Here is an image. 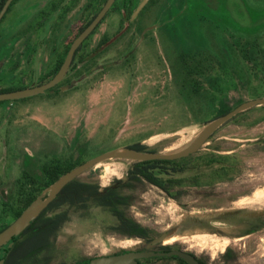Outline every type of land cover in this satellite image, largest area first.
Listing matches in <instances>:
<instances>
[{"label": "rangeland", "instance_id": "374dc122", "mask_svg": "<svg viewBox=\"0 0 264 264\" xmlns=\"http://www.w3.org/2000/svg\"><path fill=\"white\" fill-rule=\"evenodd\" d=\"M179 2L160 0L146 9L139 28L138 23L133 24L97 60L99 65L120 62L72 80L76 87L53 95L43 92L0 101V172L14 177L33 163L65 159L72 153L86 159L136 142L165 152L184 148L206 120L203 121L201 111H194L180 99L171 69L172 58L180 48L210 51V45L215 44L213 55L220 56L222 52L231 55L234 75L214 62L200 77L205 87L209 86V76L217 77L221 84L219 91L227 95L229 105L260 95L264 89L263 75L247 59H237V62L229 36L242 34L251 39L257 34L264 47V23L261 22L264 0H220L216 4L221 10L218 13L198 7L199 2L193 0H181L180 5ZM243 6L253 22L248 27L241 13ZM117 18L108 16L92 36L88 49L105 32L107 23ZM12 22L13 30L20 27L18 17ZM147 24L151 30L141 37L140 27ZM241 27H244L242 31ZM39 37L47 39L48 33L32 29L16 43L6 62V72L24 75L25 83L35 80L31 77L38 73L40 60L46 56L44 48L35 52ZM0 85L10 83L1 80ZM207 90L211 94L216 88ZM199 104L205 103L198 98L196 105ZM263 137L264 108L252 107L219 127L201 145L202 151L215 148L217 152L236 155L237 165L228 180L211 186L189 187L180 202L154 185H138L130 192L129 214L149 227L151 235L171 231L165 244L188 247L205 256L211 264H264V223L257 222L264 216V143L259 141ZM94 166L79 177L104 188L116 179L125 180L132 161L109 159ZM105 166L110 172L103 174ZM62 211L66 212L67 219L54 235L50 264L68 263L80 256L134 250L141 245L139 240L111 232L105 225L112 218L98 208L64 204L53 213ZM222 213H231L244 221H227L230 229L224 233L201 219L207 216L223 220ZM228 248L236 260L227 261L221 256L220 249Z\"/></svg>", "mask_w": 264, "mask_h": 264}, {"label": "flooded vegetation", "instance_id": "af4514ba", "mask_svg": "<svg viewBox=\"0 0 264 264\" xmlns=\"http://www.w3.org/2000/svg\"><path fill=\"white\" fill-rule=\"evenodd\" d=\"M106 1L107 0H14L13 4L11 6L9 5L10 7H8L9 10L7 9L8 12L6 14V17L4 18V20L2 21V23L0 25V49L4 50V54H2L1 59H0V80L8 81L11 79H22L24 85L34 84L46 72H48L50 69H53V67L56 63H58L60 60H61L60 61L61 63L63 62L71 42L91 22V20L95 17V15L103 7V5L105 4ZM141 1L142 0H138L137 2H136V0H113L111 5L109 6V8L106 10L104 16L95 25V27L93 28L91 33L75 49V52L72 56V59H71L70 65H69V68L67 69L62 80L60 82H58L54 87H52L51 89L47 90L44 93H47L48 95H53V94L59 92V90L66 91L70 88H74L76 86L72 85L69 88L62 89L63 86L72 83V80L80 79L83 76H87V75H90L92 73H95L96 70H98V72H99L106 67H109L111 65L119 63L120 61H115V62L112 61L109 63H105L103 65H99L97 60H98V57L100 55H103L104 50H106L107 47H109L111 44L117 42L121 37H123L124 34L128 31V29L133 24L138 23L137 27L139 28V26H140L139 21L144 16V14H143L144 11L146 9H148L150 6L157 4L160 0H148L145 3V5L140 9V11L136 14V16L132 17L133 12L135 11L136 7L138 6V4ZM193 1L199 2L198 7H200V5H201L202 7L210 9L211 11L215 10V12H217V13H218V11L221 12V10H218L219 7L216 6L217 1H220V0H193ZM180 2H181V0H180ZM180 2H179V5L181 4ZM194 5H197V4H194ZM181 7H184V5H182ZM242 9L244 11L241 10V13H243V15L245 16V19H246V22H244L245 23L244 25H245V27L246 26L248 27V26L252 25L253 22L251 23V18L249 17L250 14H249L248 10L244 6L242 7ZM111 15L112 16L116 15L118 17L117 20L116 21H110L109 23H107L105 32H103L99 36V38L96 39L92 43L91 47L88 49L89 41L91 40L94 33H96L98 31V29L104 23V21L108 18V16H111ZM220 15L223 16L224 14L221 13ZM15 17L16 18L18 17V22H19L18 25L20 27L13 30L11 27V23H14L12 21L14 20ZM4 22H5V24L3 25ZM261 22L264 23V14H262ZM1 26H2V29H1ZM150 26L151 25H149V24H147L145 26L141 25L140 30H139L141 37L145 36L146 35L145 33H147L149 30H151ZM243 28L244 27H241L240 30L242 31ZM32 29L36 30L37 33H40V32L41 33L42 32L48 33L47 39H43V37H39L38 40L36 41V44H35V49H36L35 52H37V49H39V48H44V49H46V51H45L46 56L44 57L43 60H40V66H39L38 73L36 75H32V77H31V78H35V80L31 81L29 83H25L24 82V80H25L24 75H19L17 73H12V72H6L5 65H6V62L9 60L10 54H11V52H13V50L16 46V43L19 40H21L22 38H24V36L27 33H29ZM104 38H105V40H104ZM254 38L256 39V42L261 46V44H260L261 36L255 34L252 36L251 39H254ZM229 39L231 40V50L234 51L235 58L237 60L239 58V56H238V54H236L237 52H235V48H234L235 44H238V45L244 44L245 45L247 37L246 38L242 37V34H239V35L234 34V35H230ZM129 42L131 43V40ZM214 45L215 44L210 45L212 47L210 49V51L207 49L185 50L182 48H180V49L177 48L178 50L176 51V54L172 58L171 65L173 64L176 56L180 52H201V51L204 52L205 51V52H208V54H209L208 56L212 58V60L210 61V64L215 62L214 64H216L218 66H222L221 64H219L217 62V60H216L217 56L212 54V49L214 48ZM261 47H263V45ZM222 54L226 55L225 52H222ZM225 57H227V59H228V64H226V65L224 64L222 66V68H224L225 70L227 69L229 71V73L234 75L235 70H234V67L232 66L231 55L230 56L226 55ZM239 60H237V62H239ZM61 63H60V65H61ZM210 64H209V68H210ZM60 65H59V67H60ZM212 66L213 65L211 64V67ZM209 68L205 69V73L208 72ZM245 68H246V64H245ZM171 69H172V67H171ZM4 70H5V72H4ZM257 70L259 71V68ZM172 72H173V70H172ZM259 72L261 73V71H259ZM204 74H201V76H203ZM261 75H262V73H261ZM211 78L217 79V77H215L213 75L209 76L207 79V81H209V86L205 87L203 85L206 89H214L215 88V83H214V81L212 82L210 80ZM217 81H218V79H217ZM39 84H42V83H39ZM36 85H38V84H36ZM219 85H221V84L219 83ZM31 86H35V85H30L27 87H31ZM178 92H179L181 101H184L185 103H187L184 99H182L183 97L180 93L179 87H178ZM262 92H263V88L261 90V94L256 96V97L264 96V95H262L263 94ZM208 94H210V93L208 92ZM220 95L224 96V99H226V96H227L226 94L220 93ZM253 98H255V97H253ZM20 99H23V98H20ZM249 99H251V98H249ZM2 101H6V100H2ZM9 101H11V100H9ZM243 101H245V100H241V102H243ZM237 102L234 105H229V104L228 105L232 109L241 103V102L240 103H237ZM189 105L191 106V108L194 109V111H196V110L201 111L200 115L203 114L202 110H204V108H210L207 103L202 104V105L199 104V106L196 105V103H192ZM210 105L214 107L216 104L214 105L211 103ZM262 107L264 108V106H262ZM207 110L210 111L212 109H207ZM245 111H247V110H245ZM245 111L238 114L234 118H238L240 115L244 114ZM202 116H205V114H203ZM234 118H233V120H234ZM195 119L198 120L199 116H195ZM213 134H211L207 138V140ZM259 141L263 142L264 137L262 139H259ZM133 145L143 146L144 149H136V148L132 147ZM118 147H129V148H133V149L140 150V151H151L150 149H154V151H151V152L158 151L156 148L147 147L146 145H144L140 142H136V143L129 144V145H122V146H118ZM200 150H201V148L198 149L197 151H200ZM210 150H216V149L212 148ZM196 152H194V153H196ZM194 153H191V154H194ZM191 154H189V155H191ZM223 154H230V153H223ZM231 154L235 155L234 153H231ZM92 157H94V156H92ZM92 157H89V158H92ZM235 157H236V155H235ZM89 158L81 159L79 154L73 156V153H72L70 155V157L65 158V159L55 158L52 161L47 162V163H43V164L33 163L31 165V167H29L28 169H22L18 176L13 177L12 174H8L6 172H2V173L0 172L1 173L0 174V226H7L11 221H13L20 214L19 213L17 216H15L18 207L19 208L21 207L23 209L26 207V206L25 207H23V206L25 205L26 201L30 198V196L32 194L36 193V191H38L39 186H40V182H44L46 180L47 173L45 172V169H47L49 176L54 175V173H55L54 169L56 168L55 160H59L60 162H63V164H62L63 166H68L72 162H77V161L84 162V161L88 160ZM124 160H126V159H124ZM155 160H157V159H155ZM16 161H18V160L15 159V162ZM146 161H148V160H146ZM82 162H80V163H82ZM133 162H137V161H132V166L126 172V179L125 180L116 179L113 181L112 184H109V185L105 186L104 188H100L96 184L99 192H104L107 188H109V189H119L121 194L129 195L128 201L126 202L127 206L125 207V211L128 214H129L128 208L130 207L131 201H132L130 192L132 190H134L138 185H141L144 183H149L151 185H154L153 183H150L146 180L136 182L130 178L131 171L133 170ZM80 163H78V164H80ZM78 164H75L74 166H76ZM84 181H86V180H84ZM86 182L91 183L90 181H86ZM217 182H221V181H216L214 184H216ZM91 184L94 185L95 183H91ZM154 186H156V185H154ZM156 187H158V186H156ZM45 188L46 187H44L43 190ZM172 190L174 191V189H172ZM169 197L180 202V197L174 198L171 195ZM54 199H56V197ZM64 204H67V203L60 204L57 207H61ZM69 205H72V204H69ZM73 205H76V204H73ZM77 205L81 208L82 207H84V208L95 207V208H98L101 213L108 214L103 209H101V207L97 206L93 202V199H86ZM48 212L49 211H47V213ZM60 213H64L63 220L60 224V226H61L66 221L67 214L65 211H62ZM109 217L112 218L110 215H109ZM221 218L223 220H225L226 222L227 221L228 222L234 221V222L243 223V221H244V219L241 217L239 218V217L230 216V215L229 216L228 215L223 216ZM223 220H221V219L218 220V223L220 224V223L224 222ZM113 222H114V219L112 218L111 223L105 225L108 229L111 230V232L116 233L118 235H121L123 237L133 238V239L139 240L141 242V245L139 247H137L136 249H134L133 251H149V250H151V251H165V252H167V251L179 250V251H183L185 253L190 254L195 259L196 264H211V262L205 256L198 255L195 252H193L192 250H190L188 247H183L182 245L177 244V243L165 244V242L163 240L162 242H158L157 244L152 245L151 241L157 237L156 235L141 236V235H137V234H130V233L122 234L120 232H116L115 230H112L109 227V225L112 224ZM257 222L259 224H263L264 223V216L260 217ZM56 231L53 232V234L49 238V241L52 243V247H53V240H54V235H55ZM26 235H28V234L27 233L23 234V235L19 236L18 239L22 241ZM11 246H12V243L10 245H4L0 248V257L3 260V264H7L8 258H11L13 253L15 252V250H13ZM52 247H51V250H52ZM33 250H34V247H33ZM127 251H130V250H119V251L109 253V254H118V253H124ZM220 253H221V256L227 261L236 260L235 255L232 253V250L230 248L225 249V251L223 249L220 251ZM20 254H22V258L19 260L18 263L19 264H28L29 260L27 258V255L29 254V251L26 252L25 250L24 251L22 250ZM24 255L26 256V258H24ZM101 255H104V254H101ZM97 256H100V255H97ZM94 257H96V256H94ZM6 258H7V260H6ZM91 258H93V257L80 256V257L75 258L73 261H70L68 263H63V264H85ZM171 260L175 261L173 264H190L183 257L177 256V255L140 257V258H137V263L138 264H153L157 261L168 262ZM164 264H168V263H164Z\"/></svg>", "mask_w": 264, "mask_h": 264}, {"label": "trees", "instance_id": "16d2710c", "mask_svg": "<svg viewBox=\"0 0 264 264\" xmlns=\"http://www.w3.org/2000/svg\"><path fill=\"white\" fill-rule=\"evenodd\" d=\"M4 1L5 0H0V9ZM13 2L14 0L10 6ZM8 10L1 19L0 25L6 17ZM234 48L235 52H237L236 54L239 56L238 59H247L253 68H259L264 78V47H261L254 38L247 39L245 45L235 44ZM2 54H4V50L0 49V59ZM208 55V52L205 51L180 52L172 64L174 80L179 87L183 99L188 104L197 103L198 98L202 103L216 104L213 108L208 105L210 108H204V110H202V113L205 114V116H202L203 121L223 115L231 109L228 103H226L224 96L220 95V86L216 78L210 79L212 82L214 81L216 88L215 92L211 94H208L209 91L203 86L200 80L201 74H204L205 69L209 68L210 61L212 60ZM225 56L226 55L221 54L216 57L217 62L222 66L228 64V59ZM60 61L54 65L53 69H50L40 77L38 81L30 85H36L49 80L56 73L61 63ZM252 67L250 68L253 69ZM8 82L10 83L9 86L0 85V92L30 86L29 84L24 85L22 79H11L8 80ZM262 93V95H264V89ZM240 102L241 100L237 103ZM207 109L212 110L208 111ZM132 147L144 149V147L140 145H133ZM150 150L154 151V149ZM80 162L82 161L72 162L68 166H63V162L55 160L58 169L55 171L54 175L49 176L47 169H45L47 173L46 180L40 182L38 191L30 196L23 207L27 206L35 197L40 195L44 187L49 186L61 174ZM236 165L237 157L233 154H223L215 150H200L186 157L173 160L157 159L133 162V170L131 171L130 178L136 182L146 180L161 188L169 196L171 195L174 198H179L183 193L188 191L187 188L189 187L211 186L216 181L228 180ZM172 189H174V191ZM128 198L129 195L121 194L119 189L107 188L104 192H99L96 184L93 185L86 182L80 177L72 179L61 189L56 199L32 220L22 232L11 239V247L15 252L11 258H8V260L6 258L7 264H19L18 262L22 258V254H20L22 250L26 252L29 251L27 255L29 260L28 264L51 263L52 243L49 241V238L53 232L59 228L64 217V213H53V210L63 203L77 205L86 199H93V202L97 206L101 207V209L114 219V222L109 225L112 230L122 234L151 235L152 231L150 228L136 221L125 211ZM22 209L23 208L18 207L15 216H17ZM47 211L51 213L49 214ZM3 227L5 226H0V230H2ZM26 233L28 235H26L22 241L18 239L19 236ZM24 258H26L25 255Z\"/></svg>", "mask_w": 264, "mask_h": 264}, {"label": "water", "instance_id": "95a60500", "mask_svg": "<svg viewBox=\"0 0 264 264\" xmlns=\"http://www.w3.org/2000/svg\"><path fill=\"white\" fill-rule=\"evenodd\" d=\"M13 0H5L1 9H0V21L6 13L10 3ZM148 0H142L135 11L132 14V17H135L136 14L140 11V9L145 5ZM113 0H107L103 7L99 10V12L95 15V17L91 20V22L74 38L71 42L66 56L58 68L57 72L53 75V77L42 83L31 87H25L21 89H15L11 91L0 92V101L2 100H15L20 98H25L29 96H33L42 92H46L47 90L54 87L58 82L62 80L67 69L69 68L72 56L75 52V49L79 46V44L91 33L95 25L99 22V20L104 16L106 10L109 8ZM72 86V83L67 84L62 87V89L69 88ZM256 106H264V96L255 97L251 99H247L236 107L232 108L228 112L223 115L217 116L211 120L206 121L203 124V127L200 129L199 133L193 138V140L186 145L184 148L179 149L173 152H165V151H140L129 147H117L103 153H100L88 160L74 166L67 172L61 174L56 180H54L49 186H47L40 195L35 197L21 212L20 214L11 221L7 226H5L2 230H0V248L4 245H10V241L13 237L17 236L20 232H22L34 218H36L41 211H43L48 204L58 195L61 189L72 179L81 175L87 169L93 167L94 165L103 162L109 159H126L132 161H146V160H155V159H165L172 160L178 159L181 157H185L191 153L196 152L201 148V145L207 140V138L213 134L219 127H221L226 122L230 121L238 114L242 113L249 108ZM225 214L223 216H232L231 213H222ZM221 214V216H222ZM202 219V218H201ZM204 220V219H203ZM205 221V220H204ZM215 222L218 223V219L215 218ZM225 225L228 224L224 220ZM208 224V223H207ZM221 224V223H220ZM211 226V225H210ZM218 229V227L214 226ZM171 233L164 232L161 235L157 236L151 241V244H157L158 242H162L167 238V236ZM177 255L183 257L190 264H196L195 259L188 253L179 250L173 251H127L124 253L118 254H104L100 256H96L91 258L85 264H138L137 258L140 257H151V256H171ZM0 264H3L2 258H0Z\"/></svg>", "mask_w": 264, "mask_h": 264}, {"label": "bare ground", "instance_id": "6f19581e", "mask_svg": "<svg viewBox=\"0 0 264 264\" xmlns=\"http://www.w3.org/2000/svg\"><path fill=\"white\" fill-rule=\"evenodd\" d=\"M191 139V138H190ZM187 141V140H186ZM95 167V166H94ZM100 172V171H99ZM102 172H103V174H106L107 172H110V169H109V167L108 166H105V167H103V169H102ZM261 192H263V191H261ZM256 196V195H255ZM256 198V197H255ZM254 199V198H253ZM252 199V200H253ZM263 199V198H262ZM259 201H260V199H259ZM256 202V201H255ZM243 205V204H242ZM191 214V213H190ZM193 215V214H192ZM192 215H190V216H192ZM195 216H197V215H195ZM200 218V217H199ZM202 219H204L209 225H211V226H216V227H218V229L221 231V232H224V233H228L229 232V227H227L224 223H221V224H219V223H217V222H215L213 219H210L209 217H207V216H203V218ZM229 228V229H228ZM197 229V228H196ZM195 230V229H194ZM202 230H203V228H202ZM205 230V229H204ZM196 232V231H195ZM199 232V231H198ZM203 232V231H202ZM186 233V232H185ZM197 233V232H196ZM187 234V233H186ZM189 234V233H188ZM176 236V235H175ZM171 238V237H170ZM173 238V237H172ZM172 238H171V241H172ZM206 238V237H205ZM170 240V239H169ZM173 241H174V239H173ZM170 242V241H169ZM221 250H223V249H220V251Z\"/></svg>", "mask_w": 264, "mask_h": 264}]
</instances>
